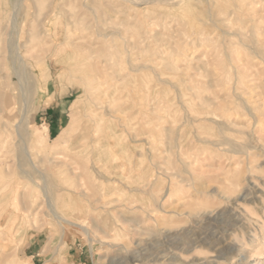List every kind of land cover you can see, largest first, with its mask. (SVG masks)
Wrapping results in <instances>:
<instances>
[{"label": "rangeland", "instance_id": "374dc122", "mask_svg": "<svg viewBox=\"0 0 264 264\" xmlns=\"http://www.w3.org/2000/svg\"><path fill=\"white\" fill-rule=\"evenodd\" d=\"M263 58L264 0H0V264H264Z\"/></svg>", "mask_w": 264, "mask_h": 264}, {"label": "bare ground", "instance_id": "6f19581e", "mask_svg": "<svg viewBox=\"0 0 264 264\" xmlns=\"http://www.w3.org/2000/svg\"><path fill=\"white\" fill-rule=\"evenodd\" d=\"M155 1H156V0H155ZM140 4H141V3H140ZM226 8H227V7H226ZM261 31H262V30H261ZM235 35H236V34H235ZM86 48H87V47H86ZM253 48H254V47H253ZM99 49H100V48H99ZM97 53H98V51H97ZM102 53H103V52H102ZM92 54H93V53H92ZM103 54H104V53H103ZM75 56H76V55H74L73 59L75 58ZM68 58H69V57H68ZM93 58H94V57H93ZM71 59H72V58H71ZM76 59H77V57H76ZM263 59H264V58H263ZM82 60H83V59H82ZM98 60H99V59H98ZM70 61H71V60H70ZM68 62H69V61H68ZM82 63H83V62H82ZM102 64H103V63H102ZM79 65H80V64H79ZM86 65H87V64H86ZM94 65H95V64H94ZM94 65H93V66H94ZM73 67H75V66L73 65ZM73 67H72V68H73ZM101 69H102V68H101ZM87 70H88V69H87ZM93 70H94V69H93ZM122 70H123V69H122ZM81 72H82V71H81ZM88 73H89V71H88ZM94 73L96 74V72H94ZM102 73H103V72H102ZM113 73H114V72H113ZM121 73H122V72H121ZM82 74H83V73H82ZM87 75H88V74H87ZM89 75H90V74H89ZM97 75H98V74H97ZM134 75H135V74H134ZM82 76H83V75H82ZM108 76H109V75H108ZM89 77H90V76H89ZM100 77H101V76H100ZM117 77H118V76H117ZM117 77H116V78H117ZM130 77H131V75H130ZM142 77H144V76H142ZM145 77H146V75H145ZM90 79H91V78H90ZM128 79H129V78H128ZM144 79H146V78H144ZM85 80H86V79H84V81H85ZM87 80H88V79H87ZM95 80H96V79H95ZM104 80H105V79H104ZM131 80H132V83H133V80H134V79H131ZM96 81H97V80H96ZM124 81H125V80H124ZM85 83H86V82H85ZM124 83H125V82H124ZM128 83H129V81H128ZM116 84H117V83H116ZM142 84H144L143 81H142ZM146 84H147V83H146ZM123 85H125V84H123ZM110 88H111V87H110ZM124 88H126V87H124ZM127 88H128V87H127ZM130 88H131V87H130ZM114 89H115V86H114ZM131 89H132V88H131ZM111 90H112V89H111ZM111 90H110V92H111ZM86 91H87V90H86ZM144 91L146 92V90H144ZM112 92L114 93V90H113ZM112 92H111V94H113ZM141 92H143V91H141ZM145 92H144V93H145ZM126 93H127V92H126ZM134 95H136V94H134ZM143 95H144V94H143ZM120 96H121V95H120ZM124 96H125V95H124ZM124 96H123V97H124ZM78 97H79V96H78ZM111 97H112V96H111ZM111 97H110V98H111ZM105 98H106V96H105ZM125 98H126V96H125ZM137 98H138V97H137ZM120 100H121V99H120ZM130 100H134V99H132V95H131V99H130ZM138 100H139V99H138ZM140 100H142V99H140ZM186 100H187V99H186ZM106 101H107V100H106ZM92 102L94 103V101H92ZM119 102H120V101H119ZM119 102H118V103H119ZM122 102H123V101H122ZM88 105H89V104H88ZM111 105H112V104H111ZM123 106H124V104H123ZM130 106H131V105H130ZM85 107H87V106L85 105ZM108 107H109V106H108ZM126 108H127V107H126ZM103 109H105V108H103ZM130 109H131V108H130ZM111 110H112V109H111ZM167 110H169V109H167ZM93 111H94V110H93ZM121 111H122V110H121ZM124 111H125V109H124ZM96 112L98 113V111H96ZM96 112H95V114L97 115ZM117 112H118V111H117ZM110 113H111V112H110ZM114 113H115V112H113V110H112V114H113V115H114ZM129 113H130V112H129ZM173 113H174V112H173ZM82 114H83V113H82ZM91 114H92V113H91ZM120 114H121V113H120ZM120 114H119V115H120ZM165 114H166V113H165ZM170 114H172V113L170 112ZM113 115H112V116H113ZM132 115H133V114H132ZM167 115H169V114L167 113ZM167 115H166V116H167ZM120 116H121V115H120ZM125 116H126V115H125ZM125 116H124V117H125ZM129 116H130V115H129ZM172 116L174 117L173 114H172ZM186 116H187V115H186ZM98 117H101V116H100V113H98ZM104 117H105V116H104ZM121 117H122V116H121ZM121 117H120V118H121ZM136 117H137V116H136ZM173 117H172V118H173ZM96 118H97V116H96ZM137 118H138V117H137ZM172 118H171V119H172ZM195 118H196V117H195ZM99 119H100V118H99ZM99 119H98V121L102 120V118H101L100 120H99ZM110 119H111V118H110ZM132 119L134 120L133 116H132ZM83 120H84V119H83ZM83 120H82V121H83ZM87 120H88V119H87ZM121 120H122V119H121ZM125 120H127V119H125ZM129 120H131V119H129ZM129 120H128V125H129V122H130ZM173 120H174V119H173ZM173 120H172V121H173ZM82 121H81V122H82ZM105 121H107V120H105ZM109 121H110V120H109ZM112 121L115 123L116 120L114 121V120L112 119ZM139 121H140V120H139ZM174 121H175V120H174ZM119 122H120V121H119ZM122 122H126V121L123 120ZM140 125H141V124H140ZM107 126H108V125H106V127H107ZM114 126H115V125H114ZM116 126H117V125H116ZM116 126H115V127H116ZM125 126H127V124H125ZM125 126H124V127H125ZM129 126H130V125H129ZM3 127H4V126H3ZM125 128H126V127H125ZM125 128H124V129H125ZM133 128H134V127H133ZM136 128H138V127H136ZM136 128H134V130H135ZM165 128H166V127H165ZM117 129H118V128H117ZM126 129H129V128H126ZM130 129L132 130L131 127H130ZM131 130H129V131H131ZM98 131H99V130H98ZM127 131H128V130H127ZM96 133H97V132H96ZM120 133H121V132H120ZM142 133H143V132H142ZM122 134H123V133H122ZM125 134H126V133H125ZM138 134H139V133H138ZM74 137H75V136H74ZM122 137H123V136H122ZM126 137H127V136H126ZM126 137H125V138H126ZM72 138H73V136H72ZM99 138H102V137H99ZM123 139H124V138H123ZM123 139H122V140H123ZM70 140H71V139H70ZM82 140H83V139H82ZM98 140H99V139H96L95 142H97ZM104 140H105V138H104ZM225 142H226V141H225ZM99 143H100V142H99ZM229 143H230V142H229ZM95 144H97V143H95ZM127 144H128V143H127ZM225 144H226V143H225ZM230 144H231V143H230ZM68 145H69V144H68ZM85 146H87V145H85ZM85 146H84V147H85ZM96 146H97V145H96ZM77 147H78V146H77ZM94 147H95V146H94ZM69 148H70V147H69ZM72 148H73V147H72ZM89 148H90V147H89ZM89 148L87 147V149H89ZM103 148H104V147H103ZM167 148H168V147H167ZM67 149H68V148H67ZM178 149H179V148H178ZM82 150H83V149H82ZM94 150H95V149H94ZM94 150H93V152H94ZM111 150H112V149H111ZM187 150H188V149H186V151H187ZM68 151H69V150H68ZM129 151H130V150H129ZM184 151H185V149H184ZM184 151H183V152H184ZM70 152H71V151H70ZM79 152H80V150H79ZM88 152H89V151H88ZM93 152H92V153H93ZM102 152H103V151H102ZM179 152H180V151H179ZM89 153H90V152H89ZM89 153H88V154H89ZM180 153H181V152H180ZM180 153H179V154H180ZM200 153H201V152H200ZM78 154H79V153H78ZM97 154H98V152H97ZM104 154H105V152H104ZM259 154H260V152H259ZM90 155H91V154H90ZM183 155H184V154H183ZM184 156H185V155H184ZM255 156H256V155H255ZM257 156H258V155H257ZM184 158H185V157H184ZM194 158H195V157H194ZM194 158H193V159H194ZM69 160L71 161V159H69ZM90 161H91V160H90ZM203 161H204V160H203ZM192 162H193V161H192ZM73 164H74V163H73ZM73 164H72V165H73ZM90 164H92V163H90ZM186 164H187V163H186ZM192 164H193V163H192ZM75 166H77V165L75 164ZM135 166H136V164H135ZM77 167H78V166H77ZM198 167H199V166H198ZM92 169H93V167H92ZM92 169H91V170H92ZM186 169H187V168H186ZM125 170H126V169H125ZM183 170H184V169H183ZM106 171H107V170H106ZM106 171H105V172H106ZM191 172H192V171H191ZM196 173H197V172H196ZM97 176H98V175H97ZM77 177H78V176H77ZM80 177H81V176H80ZM126 177H127V176H126ZM190 177H191V176H190ZM80 180H81V179H80ZM80 180H79V183H80ZM89 180H90V179H89ZM97 181H99V180H97ZM180 181H181V180H180ZM91 182H92V181H91ZM93 182L95 183L96 180H94ZM99 182H100V181H99ZM225 182H226V181H225ZM182 183H184V182H182ZM199 183H200V182H199ZM100 184H101V182H100ZM200 184H201V183H200ZM93 185H94V184H93ZM111 185H112V184H111ZM190 185H191V184H190ZM231 185H232V183H231ZM236 185H237V184H236ZM236 185H235V186H236ZM82 186H84V185H82ZM85 186H86V185H85ZM97 186H98V185H97ZM191 186H192V185H191ZM199 186H200V185H199ZM233 186H234V184H233ZM202 187H203V186H202ZM78 188H79V187H78ZM92 188H93V187H92ZM99 188H100V187H99ZM229 189H230V188H229ZM84 190H85V189H84ZM84 190H83V191H84ZM85 191H86V190H85ZM85 191H84V192H85ZM89 191H90V190H89ZM138 191H139V190H138ZM81 192H82V191H81ZM87 192H88V191H87ZM221 192H222V191H220L219 193H221ZM98 193H99V192H98ZM120 193H121V192H120ZM87 194H88V193H87ZM90 194H91V193H90ZM221 194H222V193H221ZM91 196H92V195H91ZM91 196H90V197H91ZM78 198H79V197H78ZM91 198H92V197H91ZM5 201H6V200H5ZM86 201H87V200H86ZM197 202H198V201H197ZM60 203H62V202H60ZM75 203H76V201H75ZM78 203H79V202H78ZM93 203H94V202H93ZM77 205H78V204H77ZM77 205L75 204V206H77ZM64 206L67 207V205H65V203H62V206H61V207L64 208ZM75 206H74V207H75ZM82 206H83V205H82ZM86 207H87V206H86ZM88 207H89V206H88ZM4 208H5V207H4ZM63 208H62V209H63ZM75 208H76V207H75ZM48 209H49V211L52 212V214H54L55 217H56L57 219H59L61 222H63V223H68V224H73V225H78V224H76V223H72V222H70L68 219H66V218H65L66 215L63 216V215L60 213L61 211H60V212L58 211V207L56 208V207L53 206L52 204H49ZM65 209H66V208H65ZM83 209H84V208L82 207L81 212L83 211ZM87 209H88V208H87ZM2 211H3V210H2ZM2 211H1V212H2ZM85 211H86V210H85ZM85 211H83V212H85ZM65 212H66V211H65ZM4 213H5V212H4ZM82 214H84V213H82ZM185 214H186V213H185ZM54 215H53V216H54ZM80 215H81V214H80ZM194 217H195V216H194ZM169 222H170V221H169ZM111 223H112V222H111ZM168 224H169V223H168ZM110 226H111V225H110ZM81 227H82V226H81ZM2 249H4V248H2ZM2 249H1V250H2ZM4 252H5V251H4ZM189 261H190V260H189ZM191 264H192V263H191Z\"/></svg>", "mask_w": 264, "mask_h": 264}]
</instances>
